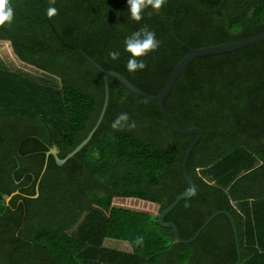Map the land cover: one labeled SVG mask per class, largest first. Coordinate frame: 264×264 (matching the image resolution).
<instances>
[{
    "label": "trees",
    "instance_id": "1",
    "mask_svg": "<svg viewBox=\"0 0 264 264\" xmlns=\"http://www.w3.org/2000/svg\"><path fill=\"white\" fill-rule=\"evenodd\" d=\"M11 24L0 25L23 62L54 75L59 86L11 71L0 62V264H234L238 253L226 213L190 243L177 242L158 214L114 203L135 198L159 213L189 193L182 162L195 134L181 135L154 100L109 79V102L90 141L64 158L96 125L104 99V69L157 94L191 47L264 31V0H166L137 22L127 0H9ZM147 27L161 41L129 72L124 41ZM110 52L119 58L111 59ZM181 128L201 127L187 171L195 194L166 216L190 239L216 211L229 212L240 242V264H264V40L198 57L164 101ZM127 113L135 128L115 130ZM38 196L35 197V195ZM9 198V199H8ZM143 237L142 246L135 244ZM108 240L127 242L111 248Z\"/></svg>",
    "mask_w": 264,
    "mask_h": 264
},
{
    "label": "water",
    "instance_id": "2",
    "mask_svg": "<svg viewBox=\"0 0 264 264\" xmlns=\"http://www.w3.org/2000/svg\"><path fill=\"white\" fill-rule=\"evenodd\" d=\"M41 1H42L43 6L45 7L44 0H41ZM44 11H45V15H46L48 23L50 24L53 32L55 33L57 38L60 40V42L64 46L71 47L72 49L80 52L82 55H84V57L89 62H91L93 65H95L102 72L103 77H104V89H105V99H104V104H103L101 113H100V115L98 117L96 125L91 129V131L89 132L87 137L83 141H81L64 158H60L58 156V148L56 146L52 147L47 152V156L52 154L55 157V160H56L57 164L58 165H63L69 158L73 157L77 152H79L90 141V139L92 138L94 132L98 128L99 124L101 123V121H102V119H103V117L105 115L106 109L108 107V102H109V79L111 77L117 78L132 93H134L136 95H139L141 97H145L147 99L156 101L158 103V107H159L160 111L162 112V114L171 121V123L173 124L174 129L179 134H181V135L195 134V138L189 144V146H188V148L186 150V153L184 155L183 162H182L183 174H184V177H185L186 181L189 183V185L191 187V191L189 193L180 194L168 207L163 209L158 215V221L163 226L172 228L173 234L175 236V240L177 242L190 243V242L194 241L200 235L201 231L206 227V225L214 217H216L217 215H219L221 213H226L229 216V218L231 219V222H232V225H233V228H234L235 240H236V248H237L238 258H237V261L234 264H240L241 251H240V242H239L238 230H237L236 224L234 222V219H233L232 215L229 212H227L225 210H218V211L214 212L205 221V223L196 231L194 236L191 237L190 239L181 238V236L179 235V231H178V228H177L176 224L171 222V221H166L165 220L166 216L172 211V209L179 203L180 200L191 198L195 194L196 188H195V185H194V182H193L191 176L188 174L187 162H188V159H189V157L191 155V152H192L194 146L202 138L204 131H203V129L201 127H190V128H186V129L181 128L180 125L178 124V122L176 121V119L165 108L164 101L169 96V94L171 93V91H172V89H173L178 77L186 70L187 66L194 59H196L198 57L212 55V54H220V53H225V52H231V51L246 47L248 45L257 43L259 41H263L264 40V31L259 32L257 34H254L252 36L246 37V38L235 40V41L224 42V43H220V44H213V45H208V46H203V47H191L190 50H189V53L174 67V69L172 70V72L170 73L169 77L167 78V80H166L163 88L161 89V91L159 93H157V94H151V93H148V92L140 89L139 87L135 86L132 82H130L121 73H119V72H117L115 70L104 69L101 65H99L97 62H95L90 56H88L83 50H81V49L75 47L74 45H72V44L66 42L65 40H63V38L60 36V34L58 33L57 29L53 25L52 21L50 20L48 14H47V10L44 9ZM36 196H38V194H36L35 197Z\"/></svg>",
    "mask_w": 264,
    "mask_h": 264
},
{
    "label": "clouds",
    "instance_id": "3",
    "mask_svg": "<svg viewBox=\"0 0 264 264\" xmlns=\"http://www.w3.org/2000/svg\"><path fill=\"white\" fill-rule=\"evenodd\" d=\"M166 3V0H127L128 12L130 18L139 22L143 18V13L146 9L151 7L155 11H159ZM56 8L50 7L48 15L52 16L56 13ZM14 19V9L9 0H0V25L11 24ZM161 41L156 38L154 31L149 30L146 26L138 31L131 33L125 38L124 48L129 53L127 62V70L129 72H136L143 70L146 65L140 57L147 56L150 52L159 48ZM111 59L119 58L118 52H110ZM111 127L115 130H123L125 128L131 129L136 127V122L131 120L127 113L119 114L112 122ZM144 243L143 237H137L135 244L142 246Z\"/></svg>",
    "mask_w": 264,
    "mask_h": 264
},
{
    "label": "rangeland",
    "instance_id": "4",
    "mask_svg": "<svg viewBox=\"0 0 264 264\" xmlns=\"http://www.w3.org/2000/svg\"><path fill=\"white\" fill-rule=\"evenodd\" d=\"M0 62L11 71L18 72L22 75L28 76L36 81L47 83L53 86H59L60 81L54 75L48 74L33 65L23 62L14 53L11 43L9 41L0 40ZM116 205L127 206L140 210H146L159 215V205L144 200L135 198H115ZM106 245L111 248L129 249L127 242L122 240H108Z\"/></svg>",
    "mask_w": 264,
    "mask_h": 264
}]
</instances>
